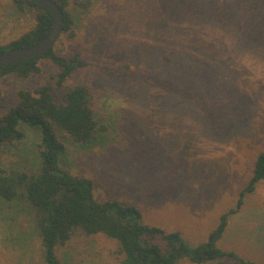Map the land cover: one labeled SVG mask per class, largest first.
<instances>
[{"label": "rangeland", "instance_id": "1", "mask_svg": "<svg viewBox=\"0 0 264 264\" xmlns=\"http://www.w3.org/2000/svg\"><path fill=\"white\" fill-rule=\"evenodd\" d=\"M67 8L73 33L62 32L58 43L65 56L79 54L86 64L64 87L61 67L49 58L27 78L4 76L0 115L17 103L21 88L46 84L60 102L68 87L92 86L110 143L84 147L64 137L62 166L90 178L96 199L133 204L145 223L189 229L191 246L205 242L236 207L264 150V0H93L88 8L70 0ZM35 25L31 9L0 0L1 45ZM19 128L25 137L0 147V169L40 165L38 128L26 122ZM262 199L264 180L245 197L242 213ZM21 203L0 200V264H46L35 215ZM10 231L22 241L9 243ZM246 241L229 248L248 259ZM57 253L64 264H122L124 257L117 240L82 230Z\"/></svg>", "mask_w": 264, "mask_h": 264}, {"label": "trees", "instance_id": "2", "mask_svg": "<svg viewBox=\"0 0 264 264\" xmlns=\"http://www.w3.org/2000/svg\"><path fill=\"white\" fill-rule=\"evenodd\" d=\"M55 1L64 14L61 33L69 30L73 33L74 19L67 8L70 0ZM92 1L75 0L82 8L90 7ZM15 3L22 11L26 8L33 11L36 25L11 43L0 44V53L11 47L32 45L49 34L53 27L54 18L47 8L31 0H15ZM58 40L43 55L0 67V80L8 74L27 78L41 70V58H49L61 67L58 85L64 87L76 67L86 63L79 54L65 56ZM205 87L212 89L213 85L210 87L206 83ZM17 97V103L0 115V147L22 140L26 133L19 128V124L26 122L40 132L41 162L30 170L1 168L0 200L12 204L22 202L24 209L33 211L46 264H64L57 248L67 244L77 230L88 235L102 233L117 240L119 252L124 255L122 264H176L182 259L203 263L226 257L240 264H256L234 251L221 249L218 241L230 215L244 204L248 194L256 191L258 182L264 180V150L256 159L254 174L241 191L236 207L221 215L218 226L205 242L191 246L180 231H168L145 223L142 211L133 204L116 198L96 199L94 182L90 178L74 175L62 166V159L67 152L64 137L84 147L106 144L108 141L102 135L107 127L94 110L96 95L92 86H70L60 102L55 100L46 84L36 89L21 88L17 91ZM21 239V235L13 234L12 231L6 235L9 243L13 241L17 244Z\"/></svg>", "mask_w": 264, "mask_h": 264}, {"label": "crops", "instance_id": "3", "mask_svg": "<svg viewBox=\"0 0 264 264\" xmlns=\"http://www.w3.org/2000/svg\"><path fill=\"white\" fill-rule=\"evenodd\" d=\"M256 191L254 193H256ZM194 196L195 195H192V199L195 202H201L204 199L202 195H199L200 199H196ZM211 201L212 200H209V202ZM244 206L245 201L235 213L230 215L227 227L218 241V246L223 250L233 251V249L229 247H233L234 243H238L240 241L244 242L247 240L246 242L250 246V252L248 251V260L255 262L251 257L254 255L255 257L262 259L258 264H264V199L261 200V203L250 205L247 213H242V207ZM175 230L180 231L183 236H190L192 233L186 228L176 227ZM249 231H251V233H249ZM221 242L226 243V246L222 247ZM226 259H228V257L206 261L199 264H240L234 259H231V261H227ZM196 263L197 262H195V264Z\"/></svg>", "mask_w": 264, "mask_h": 264}, {"label": "water", "instance_id": "4", "mask_svg": "<svg viewBox=\"0 0 264 264\" xmlns=\"http://www.w3.org/2000/svg\"><path fill=\"white\" fill-rule=\"evenodd\" d=\"M32 2L47 8L53 15L52 30L40 41L27 46L11 47L0 53V67L24 61L34 56L47 53L58 40L64 24V14L55 0H31Z\"/></svg>", "mask_w": 264, "mask_h": 264}]
</instances>
